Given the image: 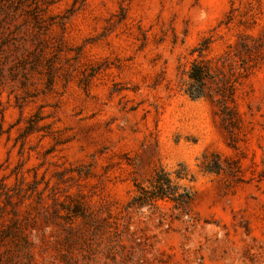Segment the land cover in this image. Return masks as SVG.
<instances>
[{"label":"rangeland","instance_id":"374dc122","mask_svg":"<svg viewBox=\"0 0 264 264\" xmlns=\"http://www.w3.org/2000/svg\"><path fill=\"white\" fill-rule=\"evenodd\" d=\"M0 264H264V0H0Z\"/></svg>","mask_w":264,"mask_h":264},{"label":"trees","instance_id":"16d2710c","mask_svg":"<svg viewBox=\"0 0 264 264\" xmlns=\"http://www.w3.org/2000/svg\"><path fill=\"white\" fill-rule=\"evenodd\" d=\"M190 77L199 84H203L208 77V70L204 65L194 62L190 70ZM188 92L194 98L203 95L201 89L197 91L188 90ZM180 167V169L175 171L177 179L186 177V173L183 172V166ZM136 189L137 194L128 204L132 208L152 206L160 199H168L173 201L176 207L184 209L190 199L189 192L185 188L180 191L181 187L179 184L172 181L170 172H167L164 168H160L156 172L148 186L137 184Z\"/></svg>","mask_w":264,"mask_h":264}]
</instances>
